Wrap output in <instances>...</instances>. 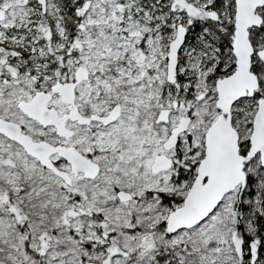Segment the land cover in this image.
Segmentation results:
<instances>
[{"label": "snow or ice", "instance_id": "1", "mask_svg": "<svg viewBox=\"0 0 264 264\" xmlns=\"http://www.w3.org/2000/svg\"><path fill=\"white\" fill-rule=\"evenodd\" d=\"M0 264H264V0H0Z\"/></svg>", "mask_w": 264, "mask_h": 264}]
</instances>
